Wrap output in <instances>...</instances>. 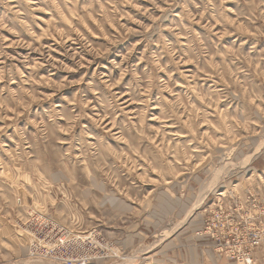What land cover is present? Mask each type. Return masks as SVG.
Listing matches in <instances>:
<instances>
[{"label": "rangeland", "instance_id": "obj_1", "mask_svg": "<svg viewBox=\"0 0 264 264\" xmlns=\"http://www.w3.org/2000/svg\"><path fill=\"white\" fill-rule=\"evenodd\" d=\"M247 192L264 232V0H0V264H241Z\"/></svg>", "mask_w": 264, "mask_h": 264}, {"label": "built area", "instance_id": "obj_2", "mask_svg": "<svg viewBox=\"0 0 264 264\" xmlns=\"http://www.w3.org/2000/svg\"><path fill=\"white\" fill-rule=\"evenodd\" d=\"M255 200L251 192L244 193L243 196L232 195V204L219 203L205 221L204 234L213 240L221 251L233 249L241 253L233 257L239 259L241 264H252L251 251L264 245V232L247 225H253L255 219L251 215H239L241 202L254 203Z\"/></svg>", "mask_w": 264, "mask_h": 264}, {"label": "bare ground", "instance_id": "obj_3", "mask_svg": "<svg viewBox=\"0 0 264 264\" xmlns=\"http://www.w3.org/2000/svg\"><path fill=\"white\" fill-rule=\"evenodd\" d=\"M220 193V192H219ZM221 195H222V193H221ZM169 235V234H168Z\"/></svg>", "mask_w": 264, "mask_h": 264}]
</instances>
